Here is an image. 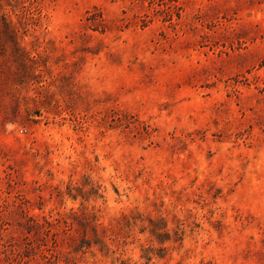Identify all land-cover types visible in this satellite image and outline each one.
Wrapping results in <instances>:
<instances>
[{
  "label": "rangeland",
  "instance_id": "obj_1",
  "mask_svg": "<svg viewBox=\"0 0 264 264\" xmlns=\"http://www.w3.org/2000/svg\"><path fill=\"white\" fill-rule=\"evenodd\" d=\"M0 264H264V0H0Z\"/></svg>",
  "mask_w": 264,
  "mask_h": 264
}]
</instances>
